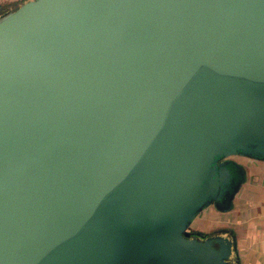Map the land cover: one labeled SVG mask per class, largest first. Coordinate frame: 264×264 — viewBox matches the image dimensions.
<instances>
[{"label":"water","instance_id":"95a60500","mask_svg":"<svg viewBox=\"0 0 264 264\" xmlns=\"http://www.w3.org/2000/svg\"><path fill=\"white\" fill-rule=\"evenodd\" d=\"M264 162V0H30L0 15V264H241L192 236Z\"/></svg>","mask_w":264,"mask_h":264},{"label":"crops","instance_id":"0c3cea01","mask_svg":"<svg viewBox=\"0 0 264 264\" xmlns=\"http://www.w3.org/2000/svg\"><path fill=\"white\" fill-rule=\"evenodd\" d=\"M30 0H0V15ZM246 168L247 180L230 212L213 208L194 222V231L204 235L223 234L235 239L241 264H264V162L239 159Z\"/></svg>","mask_w":264,"mask_h":264},{"label":"flooded vegetation","instance_id":"af4514ba","mask_svg":"<svg viewBox=\"0 0 264 264\" xmlns=\"http://www.w3.org/2000/svg\"><path fill=\"white\" fill-rule=\"evenodd\" d=\"M239 159H242V158H240V157H235V158H234V161H237V162H238ZM239 163H240V162H239ZM189 231L192 233V236H196L197 234L201 233V232H198V231H194L193 228H191Z\"/></svg>","mask_w":264,"mask_h":264},{"label":"trees","instance_id":"16d2710c","mask_svg":"<svg viewBox=\"0 0 264 264\" xmlns=\"http://www.w3.org/2000/svg\"><path fill=\"white\" fill-rule=\"evenodd\" d=\"M17 8H15V9H13V10H11V11H8V12H12V11H14V10H16ZM8 12H6V13H8ZM6 13H4V14H6ZM3 15V14H2Z\"/></svg>","mask_w":264,"mask_h":264},{"label":"rangeland","instance_id":"374dc122","mask_svg":"<svg viewBox=\"0 0 264 264\" xmlns=\"http://www.w3.org/2000/svg\"><path fill=\"white\" fill-rule=\"evenodd\" d=\"M227 235H225V237H226Z\"/></svg>","mask_w":264,"mask_h":264}]
</instances>
